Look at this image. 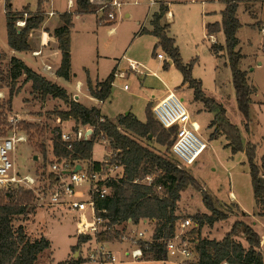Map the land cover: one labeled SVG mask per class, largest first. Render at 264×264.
Masks as SVG:
<instances>
[{
  "label": "rangeland",
  "instance_id": "374dc122",
  "mask_svg": "<svg viewBox=\"0 0 264 264\" xmlns=\"http://www.w3.org/2000/svg\"><path fill=\"white\" fill-rule=\"evenodd\" d=\"M56 1L0 0V128L8 135H16L24 139L16 145L17 149L12 154L15 175L17 178L35 175L38 194L43 193L47 183V153L48 148L52 147V131L59 128L62 132H70L74 123L57 127L56 119L50 113L64 111L67 107L62 101L50 97L41 101L39 95L32 92L31 83L25 82L24 75H21L16 82L20 92L13 96L11 105L5 104L10 86L9 60L11 59L5 55L9 51L6 40L5 3L9 2L12 13L19 16L23 7L36 10L39 6L40 10L50 8L54 10ZM239 1L236 17L240 28L236 32L238 44L235 50L241 55L240 70L246 72L248 83L256 88V93L251 95L255 103L250 105L248 122L237 108L231 70L225 51L224 34L222 31L218 32L215 41L212 42L205 36V24L219 22L225 4L220 0H168L171 16L169 36L174 38L183 64L190 68L191 78L200 83L205 96L215 100L224 108L229 122L240 130L243 144L250 143L255 146L254 163L260 166L264 157V27L260 26L261 23L264 24V1ZM148 3L149 0H141L139 6H125L119 9L115 21L108 24L97 23V19L102 15V12L98 11V4L93 5L92 14L74 18L71 42L75 76L70 82L58 79L57 85L66 88L70 93L76 92L81 96L83 103L89 105L90 102L83 98L85 95L83 68L89 71L94 81H102L109 76L112 68L117 66L116 73H122L123 77H114L110 97L98 105L100 114L113 123H116L114 120L119 115L128 112H131L137 120L144 122L148 103H156L165 95L167 89L174 92L179 99L182 98L191 120L199 125L198 136L206 144V149L193 165L181 166L195 178L201 190L189 186L181 192L175 209L178 216L175 232L187 230L189 237L218 241L230 230L235 221H243L258 233L264 262V216L254 214L261 210H256L245 154L243 152L232 154L226 147L224 136L213 138L211 135L213 128L209 125L214 114L206 110L203 103L194 101L192 88L187 84L182 87V74L168 64L171 60L165 52L160 47L153 50L156 38L150 34H142L134 38L135 29H132V20L123 16L125 11L137 8L150 19L157 6L149 10ZM60 8H63V1L60 2ZM165 17L163 22L166 21ZM22 18H26V15L22 14ZM15 25L17 26V22ZM215 42L216 46L223 47L221 52H217L218 55L211 50ZM158 54L163 56V60L157 58ZM18 57L32 63L24 53H19ZM130 61L138 65L141 74L129 70ZM80 83L83 84L81 91ZM259 102L263 103L258 104ZM9 118L16 119V124H8ZM120 131L123 130L120 128ZM129 135L151 150L163 151L162 147L152 141ZM96 142L98 143L92 148V158L94 161H99L105 154V148L110 151L112 149L104 138L96 139ZM16 187H20L19 184L13 185V188ZM202 191L210 197L216 209L228 213L229 217L212 225L204 224L198 235L191 236L190 231L198 229L193 219L194 215L209 214L203 204ZM230 193L235 196V200H231ZM34 196L37 198L35 194ZM36 198L34 210L19 215L14 220V227H20L29 239L43 236L49 241V248L38 257L36 264H61L78 251H80L79 257L83 260L81 264H99L87 259L89 251L98 245L115 258L114 262L108 261L103 264L180 263L179 259L174 258L143 263L138 261L140 259L135 260L127 256L126 253L130 254L136 245L121 237L124 224L123 227H114L111 230H105L104 225L100 228L101 232L115 233V238L101 242L97 235L76 247L79 234H76L75 230V214L57 207L39 205L40 201ZM234 201L238 202L242 210L232 204L235 203ZM185 219H190L191 224L187 229L182 230L179 222ZM154 227L155 221H151L148 225L138 224L136 229H146L148 237L154 231ZM236 240L244 244L242 239L236 238ZM183 264H194V262L187 261Z\"/></svg>",
  "mask_w": 264,
  "mask_h": 264
},
{
  "label": "trees",
  "instance_id": "16d2710c",
  "mask_svg": "<svg viewBox=\"0 0 264 264\" xmlns=\"http://www.w3.org/2000/svg\"><path fill=\"white\" fill-rule=\"evenodd\" d=\"M155 1L158 2L159 7L150 20L152 30L141 29L137 35L150 34L157 39L153 50L160 47L165 52L173 66L182 74V84H187L193 89L194 101L203 103L204 108L214 114L209 125L213 128L211 134L213 138L219 135L224 136L227 142L226 147L232 154L238 152L245 154L254 202L257 209L261 210L258 215L264 216V157L261 159L260 166L254 163L255 146L250 143L243 144L240 130L229 122L224 108L215 100L206 97L200 83L191 78L190 68L183 64L173 38L168 35L169 25L163 22L168 8L163 4V0ZM220 1L225 4L224 10L221 12V22L220 24H208L206 26L207 34L210 36L220 31L224 34L225 51L231 70L237 108L245 121L248 122L252 103L251 95L255 92V88L249 85L246 72L240 70L241 55L235 50L238 44L236 32L240 28L236 10L240 1ZM75 5L77 14L85 15L94 12L89 0H75ZM21 13L27 17L23 19L22 14L15 16L16 14L11 11V4L5 3L6 40L11 50L27 52L30 50L29 35L41 27L44 16L39 6L34 14L29 12L28 7H23ZM59 19L62 24L53 31L61 55L56 75L68 80L71 76L70 30L72 14L65 13L60 15ZM19 20L24 22L22 27L15 25ZM222 49L223 47L220 46H211V50L215 54ZM9 64L10 86L6 105H11L13 96L20 92V87H16V82L21 75H24L25 82L31 83L32 92L37 93L41 101L50 97L64 103L67 107L66 110L50 114L60 122L73 121L72 132L75 133L80 126L93 127L89 139L74 141L71 144V150H67L61 141V130L55 128L52 131V147L56 157L71 156L73 159L89 160L92 157V148L96 139L104 138L108 141L113 151L112 161H118L122 165L124 174L122 179L111 185V195L96 202L97 209L105 211L99 214L104 221V228L111 230L114 227H123V224L128 220L136 225L144 220L155 221L153 242L149 244L148 249H145L142 243L137 245L141 248L142 259L166 261L164 243L158 241L167 240L175 233V225L178 220L175 209L180 200V194L189 186L201 190L195 178L185 169L178 167L171 157L170 148L175 130L162 128L153 118L149 105L146 109L144 122L137 120L131 113H127L118 116L116 123H113L102 117L97 108H86L72 100L64 88L34 72L21 60L11 57ZM115 71L116 68L104 81L97 82L95 85H92L89 78L86 79L87 90L92 98L103 102L110 97ZM101 117L104 119L103 122L99 121ZM120 128L123 131H120ZM127 132L138 139L152 141L162 147L163 151L149 149ZM155 170H159L161 173L151 185L133 182L142 178L144 174ZM202 194L203 204L209 214L194 215L193 219L198 229H192L189 233L191 236L198 235L204 224L212 225L229 217L228 213L214 207L212 200L204 191ZM35 198L31 191L22 188L11 187L7 190H0V264H36L38 257L49 248V241L45 237L41 236L31 240L20 227H14V220L17 216L34 210ZM115 236V233L104 231L98 235V239L105 242ZM236 238L242 239L244 244L237 241ZM89 239V236L79 235L76 247ZM260 246L261 240L258 233L243 221H235L221 240L198 239L196 247L198 261L196 264H264ZM82 261L80 257H77L61 264H81Z\"/></svg>",
  "mask_w": 264,
  "mask_h": 264
},
{
  "label": "built area",
  "instance_id": "2783aa9c",
  "mask_svg": "<svg viewBox=\"0 0 264 264\" xmlns=\"http://www.w3.org/2000/svg\"><path fill=\"white\" fill-rule=\"evenodd\" d=\"M89 3L99 5L98 11L102 12L99 20L103 19L105 23H111L116 17V12L122 6L120 0H89ZM151 4L153 3L151 2ZM23 25L22 20L17 21L18 27ZM157 58L163 60L161 54H158ZM128 68L130 71L141 74L138 65L134 62L130 61ZM115 76L123 77V74L115 71ZM152 114L162 128L175 130L170 154L178 167L193 165L206 149V144L200 140L198 136L200 128L196 122L191 120L182 99H179L174 92L168 91L164 98L153 106ZM99 121L103 122L104 119L101 117ZM7 122L15 125L17 120L9 118ZM92 131L93 127L88 126L87 130L78 128L75 133L72 130L71 133H61V141L67 150H71V144L74 141L88 140ZM2 133L0 128V190H7L13 185L19 184L20 187L16 188L33 192L37 196L36 199L40 201L39 205L73 212L74 220H76V234L92 238L99 235L102 231L100 228L104 225L99 214L105 211L97 209L96 202L109 197L112 192L111 185L122 179L124 174L122 165L118 161H112L113 151L106 150L101 160L94 161L92 157L89 160L73 159L71 156L56 157L53 147L48 148L47 183L43 193L38 194L35 175H25L22 178H17L15 175V162L12 159V154L17 149L16 145L24 139L16 137V135ZM160 173L159 170H155L144 174L142 178L133 182L149 186ZM140 223L148 225L145 220ZM190 224V219L179 222L182 230L187 229ZM136 226L128 220L121 232V237L124 240L132 241L136 245L130 254L126 253L127 256L129 255L135 260L142 257L141 248L137 244L142 243L145 249H148L149 244L153 242V232L147 237L146 229L137 230ZM158 242L164 243L167 258L179 259L181 264L187 261L197 263L198 239L189 237L187 230L180 233L175 232L171 238L161 239ZM87 259L99 264L115 261L114 256L104 251L101 245L89 251Z\"/></svg>",
  "mask_w": 264,
  "mask_h": 264
},
{
  "label": "crops",
  "instance_id": "0c3cea01",
  "mask_svg": "<svg viewBox=\"0 0 264 264\" xmlns=\"http://www.w3.org/2000/svg\"><path fill=\"white\" fill-rule=\"evenodd\" d=\"M63 1V8L61 9L60 8V2ZM121 1V0H120ZM127 1H130V2H127ZM140 1L141 0H126L125 2H121L122 3V6L120 9H122L123 7L125 6H139L140 4ZM260 1H264V0H260ZM151 2L153 4H151ZM91 6L93 7L94 4L90 3ZM163 4H165L168 8V13L166 14V23H168L169 25V28H170V20H171V16H170V11H169V6H168V0H163ZM55 6L57 7V9H60V10H57L55 9ZM75 0H57L56 3L54 4V10H52V8L48 9V10H45V9H42V13H43V16H44V23L42 25V27L40 29H36L34 31H32L29 35V39H28V42H29V45H30V50L27 51V52H17L16 51H13L11 50L9 47V51H8V54H5L7 55L8 57H15L17 58L19 56V53H24L25 54V57L26 58H29L31 59L32 63L28 62L27 60L23 59V58H17L19 60H21L27 67H29L31 70H33L34 72L40 74L41 76H43L44 78H46L48 81L50 82H54L55 84H58V79H62L66 82H70L73 77L75 76L73 74V48H72V42H71V45H70V64H71V76L68 80H65L61 77H58L56 75V71L59 67V64H60V60H61V55H60V51L58 50V43H57V40L56 38L53 36V31L60 27L61 26V21L59 19V16L60 15H63L65 13H71L72 14V26H73V19L74 18H77L79 16H86L88 14H85V15H80V14H76L75 11H76V8H75ZM157 6V7H156ZM151 7H156L155 12L158 11V7H159V4L157 1L155 0H149V3H148V8L150 10ZM38 8V7H37ZM37 10V9H36ZM36 10H30L29 9V12L31 14H34L36 12ZM126 10V9H125ZM223 11V10H222ZM148 13V12H147ZM153 13L151 14L150 16V19L149 18H146L147 15H144L143 11L140 12L139 9L137 8H132V9H129V11H125L123 16L125 18H127L128 20H132V23H133V36L134 38L136 36H140V35H137L138 32L141 30V29H145L147 31H151L152 28H151V25H150V20H151V17L153 15ZM92 14V13H91ZM117 13H116V17H117ZM115 17V19H116ZM100 19V18H99ZM97 19V23L98 24H106L104 22V20H99ZM115 19L113 21H115ZM221 21V20H220ZM220 21H216V22H213V23H207L205 24L204 26V30H205V36L212 42V41H215V38L217 37V33L213 34V35H208L207 34V29H206V26L208 24H214V23H220ZM148 23V26H146V24ZM108 24V23H107ZM262 27H264V24L261 23ZM136 27V28H135ZM72 29V28H71ZM71 31V30H70ZM168 35H169V32H168ZM171 37V36H170ZM173 38V37H171ZM174 40V38H173ZM156 43H157V39H156ZM215 43H213L212 45H215ZM220 47H222L221 45H219ZM221 52L218 51V53ZM218 53L216 55H218ZM27 54H29V57H27ZM17 56V57H16ZM168 64L170 66H173L172 62L169 61ZM114 68H117V66H115ZM112 68V69H114ZM84 69V74H85V84L84 85V91H85V95H84V99L88 100L90 102L89 105H86L83 103V100L81 98V96H79L76 92H69L66 88V92L68 94L69 97H72V99L75 101V102H78L79 104L83 105L84 107L86 108H97L99 110V104H102V102L92 98L90 95H89V92L87 90V86H86V79L89 78L92 85H95L97 82H101V81H98V80H93L90 75H89V71L86 69V68H83ZM105 80V79H104ZM102 80V81H104ZM83 84L80 83V91L83 87ZM186 84L182 85L185 86ZM250 85V84H249ZM77 86V85H76ZM252 86V85H251ZM62 87V86H60ZM254 87V86H253ZM255 88V87H254ZM169 90L167 89V92ZM79 92V91H78ZM166 92V93H167ZM165 93V95H166ZM256 93V88H255V92L253 94ZM252 94V95H253ZM164 95V96H165ZM164 96L162 98H160L156 103L152 104L153 102H149L148 105L151 106V110L153 108V106H155L161 99L164 98ZM182 99V98H181ZM107 100V99H106ZM252 100V99H251ZM183 101V99H182ZM252 103H255V101L252 100ZM263 102H259L258 104H261ZM66 110V109H65ZM100 112V110H99ZM128 113H131V112H128ZM101 115V114H100ZM17 116V115H16ZM102 116V115H101ZM120 116V115H119ZM103 117V116H102ZM114 121H117L114 120ZM145 121V120H144ZM73 121H64V122H60L58 119H56V123H57V127H62L64 124H73L72 123ZM142 122V121H141ZM197 124V123H196ZM198 125V124H197ZM73 126L74 124L72 125L71 127V130L73 129ZM199 126V125H198ZM87 127L88 126H80L79 128H82V129H86L87 130ZM71 130L70 132H62L61 133H71ZM95 143H98V142H95ZM94 143V144H95ZM94 146V145H93ZM107 149L105 148V151ZM92 160H94L92 158ZM229 197L231 198V200H235V196L230 193L229 194ZM235 202V201H234ZM234 206H236L239 210H242L238 204V202H235V203H232ZM256 206V205H255ZM256 210H257V207H256ZM255 215H258V213H254ZM253 214V215H254ZM237 221H240V220H237ZM107 244H109L108 242H106ZM104 244V243H103ZM106 244V245H107ZM112 246V245H110ZM79 254H80V251L78 252V256L79 257ZM72 258L70 259H74L73 256H71ZM68 259V260H70ZM67 260V261H68ZM138 261H142L143 263H149L151 261H146L142 258H140V260ZM66 262V261H65ZM179 262L181 263V261L179 260ZM64 263V262H63ZM179 263V264H180Z\"/></svg>",
  "mask_w": 264,
  "mask_h": 264
},
{
  "label": "water",
  "instance_id": "95a60500",
  "mask_svg": "<svg viewBox=\"0 0 264 264\" xmlns=\"http://www.w3.org/2000/svg\"><path fill=\"white\" fill-rule=\"evenodd\" d=\"M127 114V113H126ZM35 159H36V157H35ZM76 168H79V167H76ZM79 252V251H78ZM78 252H76L75 254H74V259H76L77 258V256H78Z\"/></svg>",
  "mask_w": 264,
  "mask_h": 264
}]
</instances>
